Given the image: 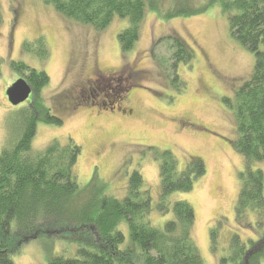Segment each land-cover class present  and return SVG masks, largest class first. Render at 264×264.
<instances>
[{"label":"rangeland","instance_id":"obj_1","mask_svg":"<svg viewBox=\"0 0 264 264\" xmlns=\"http://www.w3.org/2000/svg\"><path fill=\"white\" fill-rule=\"evenodd\" d=\"M0 1L4 15L0 25V152L7 134V115L19 107L6 94L21 75L11 61H22L49 75L50 82L41 94L52 114L64 121L61 125L38 122L33 149L41 151L54 140L62 145L73 140L81 147L75 172L82 199L90 195L89 185L95 174L107 195L123 199L129 179L138 169L153 198L151 224L163 227L173 212L171 209L163 214L157 208L161 199L160 161L149 147L171 149L179 159L180 170L192 156L206 163L207 173L196 181L192 191H177L168 198L171 208L174 202L184 200L195 209L193 236L203 264H234L227 259L234 251L231 243L235 236L248 250L251 241L262 240L264 225H258L254 212L245 223L236 217L239 174L247 163L234 147L238 138L236 120L224 103L225 97L233 98L250 78L255 54L232 35L229 15L220 5H211L198 14L165 17L151 7L152 0H147L140 37L135 47L124 53L118 35L128 26L127 18L116 15L107 28L99 31L63 16L41 0H21L17 15L11 0ZM205 1L158 0L164 14L174 5L198 7ZM170 34L181 36L195 53L193 66L181 63L177 68L186 82L182 92L152 55L155 42ZM37 38L44 40L48 57L39 56ZM27 41L33 44V51L25 49ZM155 50L156 54L170 55L164 45ZM112 72L117 73L111 86H107L109 82L97 84L101 76L96 73L103 76ZM93 81L97 87L89 85ZM90 87H99L103 93L94 98ZM104 94L121 109L103 106ZM129 109L132 113L123 111ZM252 168L264 173V161L253 163ZM215 227L218 237L213 244L211 230ZM119 228L128 241L127 222H121ZM18 247L12 256L15 264H51L52 257L76 256L79 242L69 234L50 235L26 238Z\"/></svg>","mask_w":264,"mask_h":264},{"label":"trees","instance_id":"obj_2","mask_svg":"<svg viewBox=\"0 0 264 264\" xmlns=\"http://www.w3.org/2000/svg\"><path fill=\"white\" fill-rule=\"evenodd\" d=\"M11 1L17 15L21 0ZM41 1L52 4L63 16L99 31L107 28L116 15L127 18L128 26L118 35L124 53L135 47L147 7V0ZM178 2L192 3V0ZM150 3L165 17L198 14L218 4L229 15L232 35L255 54L250 78L233 98L225 97L224 103L236 120L238 138L234 147L247 163L239 174L241 190L236 217L240 223H245L249 213L254 212L258 225L263 227L264 173L253 169L252 164L264 161V0H206L198 7L174 5L165 14L158 0ZM3 20L0 1V25ZM35 42L41 46L39 56L48 57L44 40L37 38ZM159 45L166 46L170 55L156 54ZM25 49L33 51V44L25 42ZM152 55L167 78L173 76L177 91H184L186 82L180 78L177 68L181 63L193 66L192 47L181 36L170 34L155 42ZM1 61L2 58L0 64ZM11 66L32 85L33 96L28 105L9 112L5 120L7 134L0 152V264H15L13 253L26 238L68 234L79 242L77 255L52 257L51 264H203L193 236L195 209L184 200L174 202L172 208L168 202L174 192L192 191L196 181L207 173L203 158L192 156L186 168L180 170L173 150L149 147L160 161L161 199L157 208L163 214L171 209L173 212V217L163 227L151 224L153 198L138 169L132 173L123 199L107 195L97 174L89 185L90 195L82 199L75 172L81 147L73 140L66 145L54 140L41 151L33 149L38 122L64 123L52 114L41 94L50 82L49 75L22 61L12 60ZM123 221L129 226L128 241L119 228ZM211 237L215 244L217 227L211 230ZM251 243L252 248L248 250L239 245V237L235 236L231 243L234 251L227 260L234 264H261L264 235L262 240Z\"/></svg>","mask_w":264,"mask_h":264},{"label":"water","instance_id":"obj_3","mask_svg":"<svg viewBox=\"0 0 264 264\" xmlns=\"http://www.w3.org/2000/svg\"><path fill=\"white\" fill-rule=\"evenodd\" d=\"M6 94L8 100L14 106H18L32 98L33 87L25 77L21 76L8 87Z\"/></svg>","mask_w":264,"mask_h":264},{"label":"flooded vegetation","instance_id":"obj_4","mask_svg":"<svg viewBox=\"0 0 264 264\" xmlns=\"http://www.w3.org/2000/svg\"><path fill=\"white\" fill-rule=\"evenodd\" d=\"M116 73L117 72H112V73H107V74H104L103 76L102 75H100V74H98V73H96V76H101L98 80H97V84H101V83H103V82H109V85H107V86H111V83L112 82H114V81H116V77H115V75H116ZM22 75H19V77H21ZM18 77V78H19ZM93 84H96V82L95 81H93L92 83H90L89 85H93ZM97 84L95 85L96 87H97ZM90 89H92V91H91V95H92V97H94V98H96V95H99V93H103V91L98 87L97 89H94V88H91L90 87ZM105 95V99H103V106H105L106 108H109V109H114V108H119V109H121V107L120 106H118L117 105V107L116 106H114L113 105V102L111 101V100H108L107 99V97H108V95L107 94H104ZM20 106V105H19ZM131 109H129L128 111H126V110H123L124 112H128V113H131L132 112V110L130 111ZM189 124V123H188Z\"/></svg>","mask_w":264,"mask_h":264}]
</instances>
